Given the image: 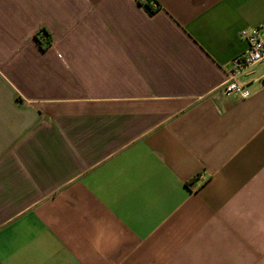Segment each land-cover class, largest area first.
Returning a JSON list of instances; mask_svg holds the SVG:
<instances>
[{"label": "crops", "instance_id": "0c3cea01", "mask_svg": "<svg viewBox=\"0 0 264 264\" xmlns=\"http://www.w3.org/2000/svg\"><path fill=\"white\" fill-rule=\"evenodd\" d=\"M153 1L0 0V264H264V0Z\"/></svg>", "mask_w": 264, "mask_h": 264}, {"label": "built area", "instance_id": "2783aa9c", "mask_svg": "<svg viewBox=\"0 0 264 264\" xmlns=\"http://www.w3.org/2000/svg\"><path fill=\"white\" fill-rule=\"evenodd\" d=\"M148 1L137 0L144 8ZM155 6V2L150 0V8L153 9ZM238 36L245 46L243 51L230 61L231 69L222 89L226 95L238 93L241 97H245L248 94L247 84L239 81L236 76L256 63L264 64V21L255 26L241 29Z\"/></svg>", "mask_w": 264, "mask_h": 264}, {"label": "trees", "instance_id": "16d2710c", "mask_svg": "<svg viewBox=\"0 0 264 264\" xmlns=\"http://www.w3.org/2000/svg\"><path fill=\"white\" fill-rule=\"evenodd\" d=\"M145 8L149 13L153 12V9L150 8V0L145 4ZM35 38L41 47L47 46L51 41L49 33L44 28H41L36 32Z\"/></svg>", "mask_w": 264, "mask_h": 264}]
</instances>
